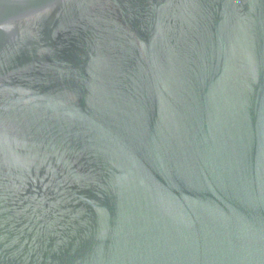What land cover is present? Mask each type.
Returning a JSON list of instances; mask_svg holds the SVG:
<instances>
[{
	"label": "water",
	"instance_id": "1",
	"mask_svg": "<svg viewBox=\"0 0 264 264\" xmlns=\"http://www.w3.org/2000/svg\"><path fill=\"white\" fill-rule=\"evenodd\" d=\"M0 264H264V0H0Z\"/></svg>",
	"mask_w": 264,
	"mask_h": 264
}]
</instances>
